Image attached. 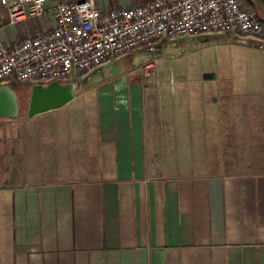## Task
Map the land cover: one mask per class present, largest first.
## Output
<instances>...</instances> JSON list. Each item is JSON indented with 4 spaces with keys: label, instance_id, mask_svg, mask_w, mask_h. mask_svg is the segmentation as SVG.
I'll list each match as a JSON object with an SVG mask.
<instances>
[{
    "label": "crops",
    "instance_id": "obj_1",
    "mask_svg": "<svg viewBox=\"0 0 264 264\" xmlns=\"http://www.w3.org/2000/svg\"><path fill=\"white\" fill-rule=\"evenodd\" d=\"M66 1L49 0L45 15L18 25L0 5V43L50 30L49 9ZM145 1L96 0L102 9ZM122 58L73 87L74 99L97 92L98 114L84 107L54 114L73 99L39 115L63 126L27 122L8 132L9 150L0 148V264H264V92L248 93L247 112L234 102L222 113L206 90L197 104L217 103L219 113L170 117L149 78L91 81ZM177 137L189 138L190 148L175 147ZM49 152L65 154L62 169L37 171ZM186 152L206 160L181 166Z\"/></svg>",
    "mask_w": 264,
    "mask_h": 264
},
{
    "label": "built area",
    "instance_id": "obj_2",
    "mask_svg": "<svg viewBox=\"0 0 264 264\" xmlns=\"http://www.w3.org/2000/svg\"><path fill=\"white\" fill-rule=\"evenodd\" d=\"M49 0H0L9 23L18 25L47 13ZM264 19V0H251ZM50 30L0 43V86L69 83L114 58L146 52L137 69L146 80L154 75L162 52L187 38L236 34L264 49V22L249 0H146L102 9L96 0L60 2L49 11ZM14 84V85H13Z\"/></svg>",
    "mask_w": 264,
    "mask_h": 264
},
{
    "label": "rangeland",
    "instance_id": "obj_3",
    "mask_svg": "<svg viewBox=\"0 0 264 264\" xmlns=\"http://www.w3.org/2000/svg\"><path fill=\"white\" fill-rule=\"evenodd\" d=\"M74 1L79 0H69L66 2ZM132 1L134 0H130V2ZM126 2H129V0H125ZM131 5L133 4L124 6L128 7ZM149 57L146 52H138L120 60L115 59V63L106 67L103 73L92 77L91 81H104L111 84L132 83L134 80L145 81L138 76L137 69ZM148 83L159 86L156 91H162L159 98L164 99L165 104H167L165 105L164 112H167L170 117L184 118L190 115L192 117L189 118H195L197 114H202L205 110L209 114H214L215 111L219 113L220 109L217 103L208 105L206 108L197 104L198 100L204 99L206 90L209 92L208 97L210 100L213 98L215 100L220 99L222 113L230 112L229 108L234 102L238 105V112L244 113L248 111L246 110L249 106L248 93L253 88L257 92H264V49L256 45L244 44L231 35L187 39L182 44H175L164 50L154 76L149 78ZM13 89L20 98L22 111L18 119L0 118V148H5V150L6 148L9 150L10 147V139L7 137L8 132H13L14 130L20 132L24 130L27 122H34L36 128L40 124L46 128L47 124L56 125L62 123L50 119V116H39L40 114L36 115L38 117L34 116V119L27 118V107L31 91L28 89V86L15 85ZM256 98L258 100V97ZM94 101L97 105L98 95L96 91H90L88 94L81 93L69 107L54 114H74L79 112V108L84 107L93 111L96 115L98 114V108L93 104ZM95 109L96 111H94ZM178 120L177 124H183V120ZM29 124L27 125L28 127L30 126ZM52 128L51 126L50 129ZM52 133V130H48L44 131L43 134L48 137L49 135H53ZM171 139L172 141L174 140V138ZM185 139L189 142V138L177 137L176 143L178 146L175 145L174 141L173 144L175 147L183 149L185 143H188L187 141L185 142ZM193 140L198 141V138H193ZM47 144L51 145L48 141ZM53 146L56 149L57 145L55 143H53ZM188 146L190 148L189 143ZM47 148L52 147L47 146ZM196 148L198 147L196 146ZM40 155V169H37V171L42 169V172L50 174L55 171L56 163L57 169H62L63 164H65V154L49 152ZM170 156L172 159L170 162L174 164L173 154H170ZM209 156L211 154H207L206 158ZM192 159L206 160L200 153L186 152L185 159L180 161V165L186 164L184 161L190 163ZM1 170L2 167H0ZM0 178H2L1 173Z\"/></svg>",
    "mask_w": 264,
    "mask_h": 264
},
{
    "label": "water",
    "instance_id": "obj_4",
    "mask_svg": "<svg viewBox=\"0 0 264 264\" xmlns=\"http://www.w3.org/2000/svg\"><path fill=\"white\" fill-rule=\"evenodd\" d=\"M74 98L71 84L52 82L47 86L35 85L30 94L27 118L59 109ZM22 107L18 94L10 86H0V118L18 119Z\"/></svg>",
    "mask_w": 264,
    "mask_h": 264
},
{
    "label": "trees",
    "instance_id": "obj_5",
    "mask_svg": "<svg viewBox=\"0 0 264 264\" xmlns=\"http://www.w3.org/2000/svg\"><path fill=\"white\" fill-rule=\"evenodd\" d=\"M249 2H250L252 5H254V6L256 7L257 14L259 15L261 21L264 22V21H263L264 19L261 18L262 14H261L259 8L257 7V5H256L255 3H253L251 0H249ZM11 87L13 88V86H11ZM16 93H17V92H16ZM19 99H20V98H19Z\"/></svg>",
    "mask_w": 264,
    "mask_h": 264
},
{
    "label": "flooded vegetation",
    "instance_id": "obj_6",
    "mask_svg": "<svg viewBox=\"0 0 264 264\" xmlns=\"http://www.w3.org/2000/svg\"><path fill=\"white\" fill-rule=\"evenodd\" d=\"M59 83H61V84H65V83H62V82H59Z\"/></svg>",
    "mask_w": 264,
    "mask_h": 264
}]
</instances>
